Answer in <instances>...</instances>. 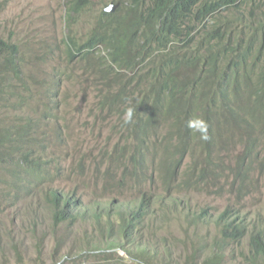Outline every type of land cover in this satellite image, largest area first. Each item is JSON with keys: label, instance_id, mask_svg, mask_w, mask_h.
<instances>
[{"label": "rangeland", "instance_id": "obj_1", "mask_svg": "<svg viewBox=\"0 0 264 264\" xmlns=\"http://www.w3.org/2000/svg\"><path fill=\"white\" fill-rule=\"evenodd\" d=\"M69 1L0 0V40L17 46L22 78V85L18 80L13 82L20 93L19 105L17 98L8 101L7 95L1 96L0 131L10 130L11 126H15L14 131H26L24 136L33 140L30 156L37 163L46 161L48 165L61 166L53 185L63 187L87 204H98L100 210L110 196L119 202L127 201L137 198L138 194L145 196L144 189L152 187V199L160 208L177 211L187 203L190 212L207 210L208 216H214L232 206L248 215H259L264 226V138L256 149L260 152L258 158L248 161V173L236 179L232 171L245 140L235 138L225 145L227 138H224L215 147L203 149L196 139L184 153L187 158L178 157L177 161L190 164L197 159L202 166L208 158L211 164L196 190L176 193L173 197L162 187L168 163L165 158L158 159L160 152L153 158V164L142 169L146 175L143 185L132 182L134 175H118L119 166L128 158L130 142L123 117L137 96L130 77L137 76L125 70L115 74L104 71L105 65L96 62L98 54L84 61L67 58V44H82L100 12L112 2L91 0L69 20ZM137 12H141V6ZM118 86H124L123 93L130 95V99L127 103L119 102L118 109L109 111L106 98ZM112 99L118 101L115 97ZM251 102H254L253 93ZM242 110L249 111L247 103L242 105ZM246 119L249 121L246 130H249L253 124L250 113ZM28 120L32 128L26 130ZM175 146L176 142L169 143L171 151ZM116 148L118 151L114 152ZM24 153L15 154L14 159ZM33 159H26L32 168ZM12 161L3 163L5 167L0 169V264H132L123 252L104 248L103 235L108 238L107 243H115L117 239L116 235L108 237L111 229L107 226L55 221L39 181L20 188L19 193L11 191L12 174L8 170ZM152 171L150 177L148 174ZM143 181L140 177L139 183ZM105 183L107 188L103 190ZM174 198L178 203L173 204ZM173 217L161 215L145 221L142 234L153 242L166 239L172 258L178 262L184 261L186 251L195 240H187L188 234L184 238L186 228L182 223L190 232L198 230L202 243L216 236L212 221L193 227L185 220L180 221V217ZM112 223L120 229L117 220L113 218ZM143 249L150 253V245ZM143 259L147 262L146 256ZM234 264L240 262L236 260Z\"/></svg>", "mask_w": 264, "mask_h": 264}, {"label": "trees", "instance_id": "obj_2", "mask_svg": "<svg viewBox=\"0 0 264 264\" xmlns=\"http://www.w3.org/2000/svg\"><path fill=\"white\" fill-rule=\"evenodd\" d=\"M90 2L91 0H70L67 18L72 20ZM111 3L116 4L117 8L113 12L104 10L100 12L87 39L82 44L78 45L75 42L67 44V58L84 61L98 54L96 62L105 65L104 71L115 74L120 73V70H125L137 76L130 77V80L134 81L133 88L137 92V96L132 99L134 105L131 106L136 108L135 122H141L148 112L149 124H155L156 118L158 123L165 128L166 137L159 140L161 143L159 148L164 150L165 157L184 155L188 145L196 139L199 140L203 149H209L218 145L222 136H227L225 145L239 138L244 139L245 144L241 156L237 158L232 175L236 179L248 173V161L258 158L260 152H256V149L260 140L264 138V82L253 89L256 91L254 95L256 98L254 97V102H251L252 91L248 92L246 98L238 91L237 78L231 77L232 68H234L231 63L226 65L222 79L215 82H211L212 78L193 64L180 69L181 62L172 56L159 64V59L165 54V49L172 42L183 37V25L193 12L203 18L229 6L239 9L243 5V0H112ZM140 6L141 12H137ZM261 8L264 9V6ZM153 44H156L155 48L152 47ZM156 52H159L157 62L144 65L146 59ZM17 54L18 49L15 44L0 40V99L5 94L8 101L14 97L20 100L18 88L13 84L18 80L22 85ZM246 59V55L240 57L237 66L240 67ZM139 67L141 69H138ZM178 93L186 97L190 96V104L187 108H185V103H180V99L176 97ZM112 97L117 98L118 101L114 102ZM197 97L198 100L205 101L206 109L201 114L196 113L197 103L193 101ZM107 99L110 108L116 110L119 108L118 103H127L130 95L114 93L108 95ZM244 103H247L249 111L242 110ZM248 113L251 115L253 124L249 130H246V126L249 125L246 119ZM201 119L208 125L210 138L206 142L199 138L196 131L200 128ZM189 120L192 121L191 131L185 126ZM14 127H9L10 130L3 128L0 131L5 134L0 136V147L9 141V136L22 134L14 131ZM173 140L180 145L181 150L171 151L169 149V143ZM32 142V139L26 142L27 150L22 151L25 152L22 156H29L33 159L28 151ZM24 161L25 159L22 158L16 163L21 172V175L16 178L22 187L27 181L24 175ZM3 163L4 160H0V169L3 168ZM45 163H37L34 160V167H44ZM210 164L208 158L203 160L202 166L198 165L197 159H193L189 165L190 168L183 175L180 188L185 189L197 185L198 180L205 177ZM11 172H16V168L11 167ZM30 172L35 179L40 180L43 170L33 168ZM53 196L63 200V196L59 194L53 193ZM52 205L54 217L58 221L66 222L68 218L64 219L62 209L53 203ZM204 215H206V210L198 214V220H201ZM214 217L216 236L210 242L205 243L200 241L198 230L190 232L187 225L182 223L186 228L185 231L188 230L191 241L195 238L189 249L192 254L186 257L184 264H233L239 254L237 249L244 241L247 242L244 258L248 255V263L264 264V227L260 222L246 224L243 216H240L231 206L226 207L221 214ZM70 218L74 219L75 214H72ZM143 218L144 213L140 206L130 214L128 222L121 219L122 224L119 230L116 227L110 228L108 237L116 235L117 239L127 241L126 246H129V242L135 239L137 234L146 245H154L152 238L144 237L142 234L145 227V222L141 223ZM107 239L103 235L102 244L105 249H110L114 241L107 243ZM160 242V248L166 249L167 245L164 242L168 241L162 239ZM134 248L136 250L137 246L135 245ZM159 249H154L153 253H157ZM126 251L133 252L130 247L126 248ZM199 254H201L200 263L197 261ZM128 255L135 260L141 252L128 253ZM147 258L149 264H157V257L154 254L147 255ZM133 264L142 263L133 262Z\"/></svg>", "mask_w": 264, "mask_h": 264}, {"label": "clouds", "instance_id": "obj_3", "mask_svg": "<svg viewBox=\"0 0 264 264\" xmlns=\"http://www.w3.org/2000/svg\"><path fill=\"white\" fill-rule=\"evenodd\" d=\"M111 4L115 7V9L117 8L116 4ZM262 6H264V0H243V5L239 9L235 6H229L222 11H218L215 14H209L203 18L199 17L196 12H193L192 16L183 25V37L180 38V40L172 42L165 49V54L160 57V59L159 52H156L151 57L146 59L144 65L157 62L158 59L159 64H161L168 57L172 56L181 62L180 69L193 64L207 76L211 77V82H215L222 79L226 70V65L231 63L234 66V68H232L231 77L237 78L236 85L238 91L244 94V98L247 97L249 91H252L251 94L253 93V95H255L256 91H253V89L262 85L264 82V9L261 8ZM152 47L155 48L156 44H153ZM243 55H246L247 59L240 67H238V61L240 57H243ZM139 68L141 69V67ZM114 93L124 94L123 87L118 86ZM176 97L180 99V103H185V108L189 106L190 96L186 97L178 93ZM193 101L197 103L196 113H203L206 109L205 101L202 102L201 100H198V97ZM105 104L107 105L108 110L112 111L107 98ZM136 113V108L131 106L127 107L125 110L123 121L130 134V142L128 144V158L119 166V171L121 173H118V175L121 177L134 175L132 182L137 185H143L145 183L146 175L142 173V169L148 164H153V158L158 154V152H160L158 159L164 160L165 158L168 163V168L165 172L162 184L164 191L166 193H171L170 197H173L176 193L196 190L204 178L202 180H198V184L193 187L181 189V183L184 178L183 175L190 168V164H183L180 161H177V158L179 157L183 159L187 157L180 154L165 157L166 153L163 149L159 148L161 145L159 140L166 137L165 128L158 123L156 118L154 122L155 124H149L148 112H146L144 119L141 122L136 123V120L134 119V115ZM199 123L200 128L196 129V131L199 134V138L206 142L210 138L208 135L207 122L201 119ZM191 125V120L187 121L185 124L190 131L192 130ZM25 128L26 130L32 128L30 120H28ZM20 133L22 134L9 136V141L4 144L3 147H0V158L1 160H4V163L8 160H13L15 154L27 150L26 142L31 139L24 136L26 131ZM224 138H227V136H222L220 140ZM173 142L176 141L173 140ZM174 150H181L180 145L177 142ZM117 151V148L114 149V152ZM22 158L25 159L24 175L27 179L24 187L19 185L16 178V176L21 175L16 163ZM28 158L29 156H19L11 162L8 170V172L12 174V177H10L12 188H10V190L14 193H19L20 188L24 189L29 183L39 181L41 188L43 187L42 193L46 197L48 202L47 206L52 216L54 217L53 203L62 209L64 219L66 220V218H68L66 222L59 221L60 223H87L89 225H93L94 227H102L105 225L107 228H113L115 227L112 223L113 218L119 222L118 226H120L122 224L121 219L128 222L130 214L140 206L142 207L144 213V218L141 223L149 219L153 220L161 215L169 214L174 216L173 219L180 217V221L185 220L193 227H199L204 221H212L213 224L215 222V215L208 216L207 210L206 215H204L201 220H198V214L203 210H200L199 212H190L188 210L189 205L187 203L183 206H179L177 211L173 209L169 210L160 208V206H157L154 199H152V187L144 189L145 196L138 194L137 198H129L127 201L119 202L115 199H111L112 197L110 196L107 198V202L104 207L100 210L98 209V204H87L80 198H77L74 194L67 192L63 187L53 185V180L58 178L61 166L55 165L54 163L48 165L46 161L44 165L45 167L35 168L33 166L35 170H43L40 180L35 179L34 175L30 172L33 168L29 166L30 164L26 160ZM4 167L5 166H3V169ZM11 167L16 168V172H11ZM179 170L180 173H178ZM153 172L154 171L148 175L151 177ZM140 177L144 180L142 184L139 183ZM195 178H198V174ZM51 186H54V188ZM106 186L107 183L103 185L102 189L105 190L107 188ZM53 193L63 196V200L55 198ZM181 201H184V199ZM176 203L178 202L176 201V198H174L173 204ZM236 210L240 216H243L246 224L251 225L252 223L257 222L261 223L259 215L252 216L241 210ZM222 212L216 215H219ZM72 214H75L74 219L70 218ZM54 219L55 221H58L55 217ZM187 234L189 236L187 240L191 241L190 234L186 231H184L183 234L184 238L187 237ZM126 243L127 241H123L121 238L116 239V242L113 244L111 249L114 250L115 253L116 250L123 252L127 256L128 260L132 261V264L133 262L149 264L147 255L151 254H154L157 257V264H184L186 257L192 254L189 247L185 253L184 261L181 263L172 258L171 252L168 249V242H164L167 245L166 249L160 248L161 242H155L154 245H150L149 254L142 252L146 243L139 238L137 234L135 239L129 242V246H126ZM115 244H117V247H115ZM246 244V241L242 243L237 256V260L240 264H249L247 260L248 255L244 258ZM135 245L137 246L136 250H134ZM184 245L188 246L186 244ZM128 247H130L133 252L126 251V248ZM154 249H159V251H157V253H153ZM151 250L153 251L151 252ZM143 251H146V249H143ZM137 252H141V255L135 260L128 255V253ZM143 256H146L147 262L143 259ZM64 259L65 256L61 257L62 261H64ZM197 261L199 263L201 262V254L198 255ZM261 262L262 261H260V263Z\"/></svg>", "mask_w": 264, "mask_h": 264}, {"label": "water", "instance_id": "obj_4", "mask_svg": "<svg viewBox=\"0 0 264 264\" xmlns=\"http://www.w3.org/2000/svg\"><path fill=\"white\" fill-rule=\"evenodd\" d=\"M108 7V8H107ZM106 9H105V12H112L114 11L115 7L112 6V4H110L109 6H107Z\"/></svg>", "mask_w": 264, "mask_h": 264}]
</instances>
